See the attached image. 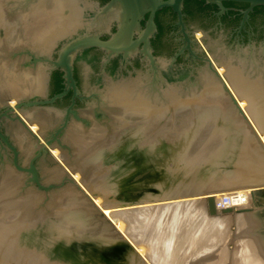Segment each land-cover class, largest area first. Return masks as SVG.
Wrapping results in <instances>:
<instances>
[{"label":"rangeland","instance_id":"rangeland-1","mask_svg":"<svg viewBox=\"0 0 264 264\" xmlns=\"http://www.w3.org/2000/svg\"><path fill=\"white\" fill-rule=\"evenodd\" d=\"M79 1L90 5L86 0ZM60 2L62 0H0V90L9 82L20 86L17 92L21 88L30 90L28 77L33 75L36 67L39 69L42 67L33 57L44 56L51 48L49 45L66 41L65 38L55 41L56 35H54L59 31L58 27L60 28L65 22L62 20L64 17L61 16L62 19L60 17ZM88 18L86 13L81 27L67 36V40L88 32L100 30L99 34H101L105 31V29H87L89 23L97 26L101 22L102 26H105L102 16L95 18L94 21ZM213 47L215 48L211 46ZM209 57L211 58L210 55ZM235 58L237 59L235 61L244 62L238 56ZM141 74L128 76L127 79L114 77L105 83L104 98H106V113L109 115L106 118V125L96 126L97 128L88 125L92 128L85 132H82L84 131L82 128L77 129L78 126H69L70 128L68 127L62 134L64 141L68 143L65 145L71 150V135L76 132L80 135L83 133L80 138L89 148L83 151V154L74 153L77 156H70L67 160L72 162V158L76 159L74 163L79 167H82L80 160L83 156L92 150V142H96L97 145L100 139L114 137L110 142L105 141L102 147L96 149L98 151L95 150L90 156L89 159L92 161L99 157L102 160L98 159L95 164L93 163L99 167L94 168L92 172L90 170L86 181L88 186H95L93 190L96 189V193L109 195L106 202L98 197L92 198L89 191L80 184L79 172L75 173L76 175L71 174L73 171L71 172L67 165L60 162V165L71 174L67 172L69 178L74 181L73 184L64 179L66 176L53 174L59 162L56 163L51 157L54 150L52 147L45 146L51 150L50 155L49 153L40 155L35 149L36 145L30 147L32 140L29 141L28 134L20 135L15 125H3L7 127L9 135L18 145L21 164L26 165L33 155L35 160L38 158L37 162L41 170L37 171V175L41 185L63 183L60 187L46 191L34 186L30 181L26 183L31 174L13 168L6 152L0 149V264H264V193H256L253 201L250 196L251 205L247 207L253 209L250 213L253 214V218L249 225H243L241 221L238 223L230 221L225 227L226 221H224L225 224L222 222L219 227L213 228L210 225L211 219L215 216L211 217L207 214L204 197L159 203H156L159 199L153 200L154 197L167 194V191L181 180L178 175L180 177L185 175L180 160L184 155L176 156L175 162L172 163L173 159H170L169 155H172L173 151H169L171 154L167 156L160 155L162 152H158L157 145L160 149H164L170 147L171 139H176L174 142L179 139V142L181 140L185 142L190 136L204 138L205 142L200 140L199 145V148H204L200 152V156L203 157L204 150L208 151L206 147L221 142L227 137L226 133H223L225 130L231 129V132L234 130L235 126H230L231 120L228 117L231 119L235 115L231 123L236 124L237 112L233 108L235 112L228 114L227 108L222 105L220 111L218 108H210L207 112L203 111V122L199 124L198 103H187L184 99L175 97L173 100L176 104L175 109L167 110L163 106L166 102L164 96L166 89L175 84L176 91L186 95L190 89L188 87L193 89L192 86L196 85L200 76L198 73L192 77L187 75L184 83L180 84L177 82L163 84L157 80L153 83L148 76ZM134 81L148 95L150 94L157 105L162 103L165 111L162 109V113L158 116L146 115L144 112L136 113L137 115L124 113L119 116L118 113L110 112V108L115 109L109 101L110 96L107 95L112 87L111 84L124 82L128 84ZM3 91L9 92L8 88ZM10 91L17 94L14 89ZM29 92L24 95L19 94L18 97L0 93V106L5 102L13 105L22 97L33 94ZM235 100L241 111L240 115L250 120L251 126H257L254 119L247 118L246 112L248 100L251 107L258 108V104L251 105V102L256 100L252 97L247 100ZM229 102L230 99L219 101L220 104ZM201 104L205 106L206 102L205 105L204 102ZM14 111L19 114L17 109ZM225 117L227 118L224 121ZM185 126H189L188 130L192 129L193 132L184 134L183 130L187 129ZM166 127L169 128V131L167 130L169 134H166V130L163 133ZM45 128L49 130L51 127H43V134L48 133ZM101 129L105 130L102 132L103 137L96 138ZM205 130L207 135L203 133ZM91 131L94 133L92 137L86 135ZM31 133L38 135L40 139L38 144L40 142L44 144L38 131H30ZM153 135L154 141L151 139ZM213 136L217 137L214 139ZM207 139L209 141L206 143ZM227 139L230 140L232 137ZM57 150L61 154L60 152L67 149ZM227 192L216 195L219 197ZM150 199L152 200L148 202L147 200ZM87 200L91 203L90 207L85 203ZM110 202L121 205L112 210L104 209L103 205ZM143 207H148L146 210L149 212L146 216L142 215ZM82 209L86 210V214L81 212ZM114 210H130L126 219L131 218L132 221L125 223L108 217L106 220L104 216ZM233 213L237 211L222 216L232 217ZM202 214H204L203 218ZM135 220L139 221L140 226L135 224ZM216 231L224 236L223 243L218 245L217 242L215 244V241L208 240L209 235ZM252 236L256 237L259 245L252 243L253 241L249 243V240H253ZM245 241L248 243L247 249L244 247ZM232 245H236L240 250L231 252L229 248L231 249ZM224 246L226 252L223 251ZM202 254L205 256L200 258Z\"/></svg>","mask_w":264,"mask_h":264},{"label":"flooded vegetation","instance_id":"flooded-vegetation-1","mask_svg":"<svg viewBox=\"0 0 264 264\" xmlns=\"http://www.w3.org/2000/svg\"><path fill=\"white\" fill-rule=\"evenodd\" d=\"M86 1L90 3V5H87L88 9L86 10L88 20L92 21L100 17L98 8L108 2V0ZM222 6L224 9L219 11L215 4L206 3L203 0H181L179 17L172 9L166 7L153 12L151 21L154 28L147 41L150 54L158 62L160 69L159 77L156 79H153L149 65L141 54L131 55L126 59L120 55H113L105 60L106 53L103 50L90 46L77 53L71 61V77L76 88L74 93L72 88H66L60 68L49 69L47 68L49 63L42 61L46 57L53 60L54 55L64 42L55 43L56 46H53L54 48L52 47L44 56L33 57L43 67L44 74L46 73L43 79V89L40 93L27 95L17 101L36 100L37 104L31 107L23 106L19 114L12 108L16 103L11 105L9 102H5L0 106V132L7 136L10 145L14 148L17 166L27 169L31 163L34 165L36 172L41 170L38 166V158L32 160L34 155L26 165L20 163L18 145L9 135L7 127L3 125H15L18 127L16 128L18 133L28 134V138L34 141L35 149L39 151L40 155H42L40 146L43 143L38 144L37 139L35 140L33 137L35 135L39 139L38 135L36 133L30 134V131H27L30 125L33 126L35 123L34 126H39L40 128H37L38 133L46 138L50 137L58 125H67L56 138L52 139V144L49 145L52 150L58 149L56 139L62 144H68L62 136L68 126H78L77 129L82 128L84 130L82 132H85L92 127L88 125L94 127L106 125V118L109 115L106 113L104 86L110 78L127 79L128 76L140 75L143 72L153 83L157 80L163 84L170 82L180 84L185 81L187 75L192 77L198 73L199 78H202L204 74H209L219 86L221 93L228 99H230L229 97L234 99V96H238L240 100H245L244 98L250 97L252 94L253 97L260 98L262 91L264 92V89L260 90L264 88L262 87L264 86V6L256 5L246 10L247 3L234 1H222ZM102 22L105 23V20ZM116 26L115 21L105 26H102L101 22L97 26L89 23L87 29H105L103 33L98 35V38L105 40L116 31ZM65 40L67 41V38ZM211 46H215V48H211ZM236 56L243 59L244 62L235 61L237 60ZM232 78L237 79V86L232 83ZM61 92H63L61 96L55 97L50 102H44ZM241 93L246 96H242ZM230 103L238 116L234 126H247V120L240 115L231 100ZM236 105L238 107L237 102ZM8 109H11V111ZM3 113H6V115H3ZM28 113H31V115H28ZM13 114L19 118V121ZM45 126L51 127L49 130L45 128L48 131L47 134L45 133L46 135L42 133ZM245 133V131H241L236 140H239L242 144L245 143L247 139ZM113 139L114 137L106 140L100 139L99 143L80 160L82 167L77 166L74 163L77 160L72 158V162H67L68 168L76 173L77 171L81 172L99 167V165H93V163L95 164L98 159L102 160L101 157L94 161L89 158L96 149L99 150L102 147L105 141L110 142ZM1 144L0 149L6 152L13 168L17 169L13 163V151L5 144ZM45 149V154L49 153L50 155L51 150L48 147ZM70 149L68 151L72 152V147ZM100 151L102 153V150ZM54 161L58 163L57 160ZM58 165L66 173L68 172L60 163ZM22 169H17V171L27 172ZM68 173L67 176H69ZM240 174V171H235L237 177Z\"/></svg>","mask_w":264,"mask_h":264},{"label":"bare ground","instance_id":"bare-ground-1","mask_svg":"<svg viewBox=\"0 0 264 264\" xmlns=\"http://www.w3.org/2000/svg\"><path fill=\"white\" fill-rule=\"evenodd\" d=\"M81 2L82 1H79V0H62V2H60V4H61L60 5V8H61L60 17L63 16L64 19H62V17H61V19L65 22H63L62 26L59 25V26H61L60 28L57 26L59 31L56 34H54V35H56V38H55L56 40L54 39L55 41H57L60 38H66L67 36H69L73 32L77 31V29L79 27H81V23L83 21V16H85L86 9H87V5H86L87 3L85 4L84 2H82V3ZM54 45H49V46L52 48ZM232 77H233V75H232ZM25 78H26V75H25ZM230 78H231V76H230ZM28 79L29 80L28 81L26 80V81L29 83L28 86H30V88H29L30 90H28V91H30L29 93H36V92L40 93L43 89V83H44L43 82L44 81L43 80L44 79V72H43L42 67L40 69H39V67L38 68L36 67V70L34 69L33 75L28 77ZM232 79H233L232 80L233 82L232 81L231 82L234 83L235 86H237V83H236L237 79H235V78H232ZM238 79H239V77H238ZM241 79H243V78H241ZM111 86L112 87L108 90L107 95L110 96L109 101L112 102L115 109L112 107L109 110H110V112H114L116 114L118 113L119 116H120V114H124V113L137 115L136 113H139V112H144L146 115L152 114V115L158 116L162 113V109H164V107H166L165 109H167V110L168 109H170V110L175 109L176 104L173 101L175 99V97H180V98L184 99V102H187V103L191 102L193 104H195V103L199 104V106L197 107V111L199 113V115H198L199 116V118H198L199 124H201L203 122V118H202L203 117L202 116L203 111L207 112V110H209L210 108H218L219 109L220 106L222 105L223 107L227 108L226 112L228 114H230L231 112H235V111H233V106L230 102L229 103H221V104L219 103V101L225 100L228 98L225 97L221 93L219 86L217 85V83L213 80V78L209 74H204V76L202 78H199L197 80L196 85L192 86L193 89H191V87H188L191 90L188 89L189 92L186 95L185 94L181 95L180 92L178 93V91H176L175 84L172 85L170 88L166 89L164 92V96L166 98V102L163 104L164 107L161 105L162 103L157 105V102L152 100V97H150V94L148 95V93L146 91L141 89L139 87L138 83H136L135 81L132 83L129 82L128 84L125 82L124 83L111 84ZM258 86H260V85L258 84ZM15 87H17L18 89H15ZM262 87H264V86H262ZM6 88H8L9 92L3 91V89H6ZM19 88H20V86H18L17 84L15 85L14 83L9 82V83L5 84V87L2 88V90H0V93L1 94L6 93V94H10V95L18 97L19 94L24 95L28 92V91H26L27 90L26 88H21L20 91L17 92L19 90ZM13 89L17 92V94L11 93L10 90H13ZM251 89H253V88H251ZM263 89L264 88H262L260 90L262 91ZM243 90L245 91V89H243ZM143 91L146 92L147 96L145 95V93H143ZM256 93H257V90H256ZM262 93H264V92L262 91ZM262 93H261L260 98H256V97L254 98L252 96L253 94L250 96L254 100H256V102H251L252 103L251 105L254 106V105L258 104V108L251 107L250 102L248 100L247 101L248 106H246L247 107L246 112L248 115L247 118L250 119V117H251V119H254L253 121L256 122V124H257V126H251L252 127L251 131L255 135H257V139L259 140V142L264 144V94H262ZM242 96H246V95L242 94ZM247 96H249V95H247ZM250 97H246L244 99L247 100ZM237 98H238V96H234V99H237ZM238 100H240V99L238 98ZM201 102H204V105L206 102V105H205L206 107L201 106L202 105ZM253 103H255V104H253ZM179 108L181 109V106ZM165 109H164V111H165ZM204 109H206V110H204ZM219 111H220V109H219ZM167 113H169V112L167 111ZM28 115H31V113H28ZM234 117H235V115H233L231 117V119H230V117H228L229 120H231L230 126L235 125L234 123H231V122H233ZM226 118L227 117H225L224 121L226 120ZM118 119L120 120V117H118ZM245 120H247V119H245ZM249 121L250 120H247L248 125H251V123ZM34 124H33V126L30 125L29 131L35 132L38 130L37 129L38 126H34ZM258 126H260V128ZM178 127H180V126H178ZM186 127H187V129L183 130L184 131L183 133L188 135V133H191L190 131H192V129L188 130L189 126H185V128ZM198 127H196V128H198ZM193 128H195V127H193ZM160 129L162 130V128H160ZM168 129H167V127H166V129H163V133L165 130L167 131ZM182 129H184V128H182ZM182 129H181V131H182ZM257 129H258V131H257ZM201 130H204V129H201ZM168 131L166 132V134H169ZM229 131L231 132V129ZM229 131L225 130V132H223V133H226L228 138L232 137V139H230V140L227 139V137H226L225 139H222L223 141H221V142L219 141V142H217L215 144H211V145L209 144L210 146L206 147L207 146L206 143L209 141V139H207L206 143H204L205 144L204 146L208 149V151L204 150L205 155L203 154V157L200 156V154H201L200 152H202L204 148L203 147L199 148V145H200V140L205 142L204 138H195L193 136L192 137L190 136V138H188V140H185V142H183L182 140H181V142H179L180 139L177 140L176 142H174L176 139H171L170 140L171 142H169L170 147H172V148L182 146L179 149L178 154H176V156L179 157L181 155H184V157L182 156V158L180 160H182L183 167H184V173H186V175H184L183 178H181V180L179 182H177V184H175V185H177L175 187H178L180 185L179 189H181V190H193L195 188L202 189V188H209V187H218V189H216L215 192H213L211 194L215 204H216V202L220 204L221 197L223 195H225V194H222L221 196L217 197V195H216L217 193L236 190L237 192H241V193H244L246 195V197H245L246 201L243 204H241L240 206L230 208L231 211H229V212H225V213L215 212L213 214L207 213L211 217L215 216L213 219H211V225H210L211 228H213L215 226L219 227V225L224 221H226L225 227L228 225L227 222L229 223L230 221H233L235 223L236 222L238 223L239 221H241L242 224L244 223L243 225H245V224L249 225L251 219L253 218V214H250L253 212V209L248 208L251 205L250 193H251V190H253L250 186L253 185L252 183H255V182H258V181L264 179V154L262 153L261 149L256 144V142L254 141L253 135L251 134L250 130L247 128V126H235L234 130L231 133ZM241 131H245L246 132L245 135L247 136V139H246L245 143H243V144L239 140H236L238 134H240ZM102 132H105V130L103 131L101 129V131L99 132L100 134H97L96 138L103 137ZM205 132H206V130L203 133L205 135H207L208 133L206 134ZM82 134L83 133H81V135ZM93 134L94 133H92V131H91V132H88V134H86V135H89L92 137ZM81 135H80V133H77V132L73 133L71 135L72 139H71L70 143L72 145V152L73 153H78V154L82 153L83 154V151H85L89 148L87 143H86V145L82 143V139L80 138ZM229 135H231V136H229ZM213 137L215 139L217 136H213ZM210 138H211V136H210ZM36 139H37V141L39 140L37 138V136H36L35 140ZM151 139H152V141L155 140L154 135L151 137ZM29 141H31V139ZM177 142H178V144H177ZM186 143H187L186 147L183 148L185 146V145L183 146V144H186ZM91 144L93 145V148H94L96 145V142H92ZM34 145H35V143H34V141H32L30 147H33ZM174 146H176V147H174ZM157 148L159 150L158 151L159 153H161L162 151H165V149H166V148L160 149L159 145H157ZM62 149H65V148H61L60 150H62ZM72 152H70V151L65 152L64 151V153L60 152L61 154H59L58 150L54 149L51 157L54 160H57L59 163L61 162V164L63 163L65 165H67V160L70 158V156L75 155V154L72 155L71 154ZM76 156L77 155H75L74 157H76ZM223 156L227 162L226 166H223L222 163L218 161V159L223 158ZM209 160H212V161L215 160L216 167H218L219 165H221V166L216 168L217 170L215 169V170L208 172L207 176H204V178H201V176H202L201 173L203 172L205 174V171H203V170H206V168H205L206 164L205 163L208 162ZM221 167H225V169H223L222 173H219ZM90 170H93V169L90 168L88 170H84L81 172L77 171V172H79L80 177H81L80 178V184H82V186L85 189H87V191H89L92 198L98 197V198H101L103 201L106 202L107 197H109V195L98 194L95 191L96 189L93 190V187L95 188L94 185L88 186L86 181H87L88 174L90 173ZM200 170H202V171H200ZM72 171L74 172V170H72ZM235 171L236 172L240 171L241 174L237 177L235 175ZM53 172H54L53 174H55V175H59V174L60 175L61 174L66 175L65 170L63 168L61 169V167H59V165L57 166V168H55V170ZM71 174H75V173H71ZM75 175H73V178ZM66 177L69 178V176H67V175H66ZM69 180L71 181L70 182L71 184L74 183V181L71 178H69ZM242 189H246V190H242ZM68 190L70 191L71 189H68ZM83 195L81 194V196H83ZM198 197H205V196H198ZM198 197L193 195V196L177 197V198L163 197V198H160L159 200H156V199H153V200H156L157 201L156 203H159V202H173V201H177V200H185V199H192V198H198ZM251 199H252V201L255 199V194H254V198H251ZM89 200H90V198H89ZM151 200L152 199L147 200V201L150 202ZM85 203L89 207L91 206V203L88 200L85 201ZM215 204H214V206H215ZM120 205H121L120 203L110 202V203L103 205V208L108 209V210H112V209L117 208V206H120ZM180 206L181 205H178V207H180ZM146 209H148V207H143L144 211H143L142 215H144V216H146L149 212V210H146ZM240 209H242V210H240ZM216 210H219V209L216 208ZM129 211L130 210H120V211L114 210L112 212H108L104 216V218L106 220L108 218H110L114 221H119V222L125 221V223H126V221H132L131 218L129 220L126 219V216H128ZM133 211H135V210H133ZM233 211H237V213H233L232 217L222 216V215L231 214ZM81 212H84L83 214H86L85 209L84 210L82 209ZM243 213H244V215H243ZM247 213L249 215H247ZM100 215H102V214H100ZM203 217H204V214H202V218ZM85 220H87V219H85ZM138 220H135L136 221L135 224L140 226V224L138 223L139 222ZM224 224H225V222H224ZM116 225H115V227H116ZM116 232H118V231L116 230ZM221 234L218 233V231H216L215 233H212V235H209L208 240L209 241H215V244L217 242L216 245H218L219 243H223L222 240H223L224 236H223V234L222 235ZM206 238H208V237H206ZM251 238L253 240H251V241L249 240V243L253 241L252 243L255 242V244L257 243L256 245H259V243H258L259 241L256 239V237L252 236ZM244 244H245L244 247L246 248L248 243L246 242ZM253 246H254V244H253ZM225 248L226 247L224 246V250H223L224 252H226L225 250H227ZM229 250L231 252H236V251H239L240 249L238 247H236V245H232L231 249L229 248ZM247 253L248 252H246V255H247ZM252 253H254V251H252ZM204 256H205V254H202L200 256V258L204 257Z\"/></svg>","mask_w":264,"mask_h":264},{"label":"water","instance_id":"water-1","mask_svg":"<svg viewBox=\"0 0 264 264\" xmlns=\"http://www.w3.org/2000/svg\"><path fill=\"white\" fill-rule=\"evenodd\" d=\"M206 3H212L215 4L219 11H222L224 7L222 6V1H234V2H244L247 3L246 10L251 9L253 6L256 5H262L264 6V0H203ZM180 5L181 0H108L106 4H104L102 7L98 8V14L99 16L103 17V20H105V25L109 24L112 21H115L117 24V29L114 33L110 35L108 39L102 40L98 38L99 32L93 31L88 32L84 34H80L74 38H71L67 41H65L60 49L57 51V53L54 55L53 60H50L48 57L42 59V61H46L49 64L47 65V68H55L59 67L61 70L63 82L66 86V88L70 87L72 88L73 92L75 93L76 88L74 87L73 80L71 77V61L73 57L79 53L81 50L94 46L97 48H100L103 50L105 55V60L108 59L110 56L113 55H120L122 58L126 59L127 57L135 54H141L142 57L147 61L150 71L152 73L153 79H156L159 77L160 69L158 66V62L155 60V58L150 54V47L147 41L148 36L153 32L154 24L151 21V17L153 15V12L155 10H158L162 7L170 8L172 9L178 17L180 16ZM46 75V73L44 74ZM224 86V84H222ZM223 88V87H222ZM225 88V86H224ZM225 90V89H224ZM63 92L56 94L55 96L51 97L49 100H45L44 102H50L55 97L61 96ZM233 105L235 106L236 110L241 113L240 109L236 105V100L233 99V97H229ZM37 104L36 100L32 101H17L16 104L12 107L13 109H17V111H20L22 107H31ZM11 111V109H8ZM3 115H6V113H3ZM14 117L19 121V118L13 114ZM244 117V116H243ZM67 125H58L55 127L53 132L51 133L50 137L46 138L42 135V138L44 139V144L49 146L52 144V139L56 138V136L61 133ZM24 128L27 129L26 126ZM247 128L250 130L251 134L253 135V139L256 142V144L261 149L262 153L264 154V144L260 143L257 139V135H255L251 130V125H247ZM28 131V130H27ZM34 138H36L35 135H33ZM46 138V139H45ZM58 147L66 148L68 150V146L65 144H62L59 142L58 139L55 140ZM0 142L5 144L6 147H8L10 150L14 153L13 163L14 166L17 169L19 168L15 162V151L14 148L10 145L7 136L2 134L0 132ZM0 145L2 146V144ZM42 144L40 146L42 153H46L45 145ZM185 145V146H184ZM187 145L183 144V148H185ZM180 147L172 148L167 147L166 150L160 155L167 156L169 155L173 159L172 163L175 162L176 154H178ZM171 151V152H169ZM35 159V157L32 158V160ZM219 162L222 163L223 166L227 165L226 159L220 158L218 159ZM206 164V170L205 174L202 172L201 178H204V176H207V173L215 170L216 163L215 160H209ZM223 169L225 167H221L220 172H223ZM24 171H27L31 174V177L27 179L26 183L30 181L33 183L34 186L42 189V190H49L53 188L60 187L63 182L60 183H48L46 186L41 185V183L38 181L39 177L37 175V172L34 168L33 164H29V167L27 169H22ZM217 170V169H216ZM202 171V170H200ZM186 175V173H185ZM184 176V175H183ZM183 176H179V179L183 178ZM186 177V176H185ZM65 180L71 182L68 177H64ZM178 179V180H179ZM253 185L250 186L253 190H251L250 196L251 198H254V194L261 192L264 193V179L252 183ZM179 185V184H178ZM177 185L172 186L171 190L167 191V194L161 195L160 197H154L153 199H160L163 197H169V198H177V197H186V196H205V207L206 212L208 214H213L215 212H229L231 211L230 208H222L219 210H216L214 206V201L211 196L213 192H215L218 187H209V188H195L193 190H181L178 187H175ZM175 190V191H174ZM148 199V198H147ZM242 210V209H240Z\"/></svg>","mask_w":264,"mask_h":264},{"label":"built area","instance_id":"built-area-1","mask_svg":"<svg viewBox=\"0 0 264 264\" xmlns=\"http://www.w3.org/2000/svg\"><path fill=\"white\" fill-rule=\"evenodd\" d=\"M245 197L246 195L244 193L237 192L235 190L228 191L227 193H225V195L221 197L220 204L217 202L216 204L214 203L215 208L222 209L226 207L234 208V207L240 206L246 201Z\"/></svg>","mask_w":264,"mask_h":264}]
</instances>
